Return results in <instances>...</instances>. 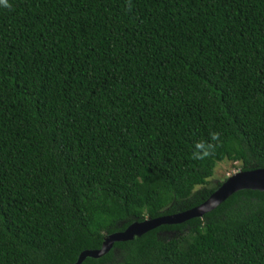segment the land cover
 I'll return each mask as SVG.
<instances>
[{
  "label": "trees",
  "instance_id": "trees-1",
  "mask_svg": "<svg viewBox=\"0 0 264 264\" xmlns=\"http://www.w3.org/2000/svg\"><path fill=\"white\" fill-rule=\"evenodd\" d=\"M9 3L0 264H71L132 221L202 202L216 162L264 167V0ZM200 141L214 149L195 159ZM80 264H264V190Z\"/></svg>",
  "mask_w": 264,
  "mask_h": 264
},
{
  "label": "water",
  "instance_id": "water-1",
  "mask_svg": "<svg viewBox=\"0 0 264 264\" xmlns=\"http://www.w3.org/2000/svg\"><path fill=\"white\" fill-rule=\"evenodd\" d=\"M237 176H239V182L235 180ZM241 189L264 190V167L237 170L227 175L202 202L191 208L155 218L132 221L122 231L105 234L99 248L81 251L71 264H80L85 257L97 258L105 254L111 248L113 242L130 240L161 224L180 223L193 217H201L204 213L216 207L231 193Z\"/></svg>",
  "mask_w": 264,
  "mask_h": 264
},
{
  "label": "rangeland",
  "instance_id": "rangeland-1",
  "mask_svg": "<svg viewBox=\"0 0 264 264\" xmlns=\"http://www.w3.org/2000/svg\"><path fill=\"white\" fill-rule=\"evenodd\" d=\"M237 164L238 162H232L230 160H221L216 162L212 175L208 178V182L205 183V187L209 188L210 186L214 185V188L217 187L221 181L225 179V177L229 174H232L233 171L237 170ZM204 186L197 185L195 186V190H199L200 188H203ZM161 237H168L171 235V233H160Z\"/></svg>",
  "mask_w": 264,
  "mask_h": 264
},
{
  "label": "clouds",
  "instance_id": "clouds-1",
  "mask_svg": "<svg viewBox=\"0 0 264 264\" xmlns=\"http://www.w3.org/2000/svg\"><path fill=\"white\" fill-rule=\"evenodd\" d=\"M0 7L4 8H10L11 5L9 3V0H0ZM219 133L213 132L210 134L211 140L216 141L219 139ZM196 151L193 152V158L195 159H203L208 157L212 154V151L214 149V145L212 143H207L205 141H200L195 144ZM240 170V169H237ZM235 170V171H237ZM233 171V172H235ZM232 172V173H233Z\"/></svg>",
  "mask_w": 264,
  "mask_h": 264
},
{
  "label": "bare ground",
  "instance_id": "bare-ground-1",
  "mask_svg": "<svg viewBox=\"0 0 264 264\" xmlns=\"http://www.w3.org/2000/svg\"><path fill=\"white\" fill-rule=\"evenodd\" d=\"M235 180H236L237 182H239V176L235 177Z\"/></svg>",
  "mask_w": 264,
  "mask_h": 264
}]
</instances>
